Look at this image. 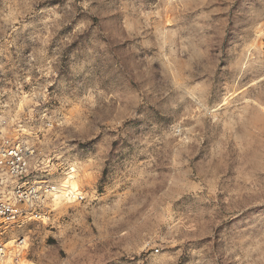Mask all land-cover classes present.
<instances>
[{
    "label": "rangeland",
    "instance_id": "1",
    "mask_svg": "<svg viewBox=\"0 0 264 264\" xmlns=\"http://www.w3.org/2000/svg\"><path fill=\"white\" fill-rule=\"evenodd\" d=\"M0 117L84 195L22 264H264V0H0Z\"/></svg>",
    "mask_w": 264,
    "mask_h": 264
},
{
    "label": "built area",
    "instance_id": "2",
    "mask_svg": "<svg viewBox=\"0 0 264 264\" xmlns=\"http://www.w3.org/2000/svg\"><path fill=\"white\" fill-rule=\"evenodd\" d=\"M35 152L33 145L9 135L8 121L0 117V264H22L29 247L24 226L49 218L54 196L64 194L35 166ZM66 195L71 202L84 199L76 191Z\"/></svg>",
    "mask_w": 264,
    "mask_h": 264
},
{
    "label": "bare ground",
    "instance_id": "3",
    "mask_svg": "<svg viewBox=\"0 0 264 264\" xmlns=\"http://www.w3.org/2000/svg\"><path fill=\"white\" fill-rule=\"evenodd\" d=\"M72 178V177H71ZM71 180L70 179H67V180H64L62 183H61V187H62V190L64 191V193H65V191L67 192V190L71 187ZM56 196H63V194L61 193V194H56L55 196H54V198L56 197ZM53 201H54V199H53ZM24 264H30L29 262L27 263V262H25Z\"/></svg>",
    "mask_w": 264,
    "mask_h": 264
}]
</instances>
